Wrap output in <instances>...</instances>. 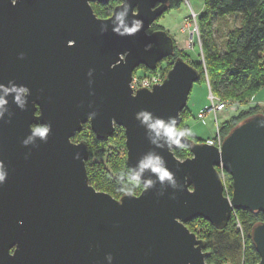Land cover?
I'll use <instances>...</instances> for the list:
<instances>
[{"label":"water","instance_id":"water-1","mask_svg":"<svg viewBox=\"0 0 264 264\" xmlns=\"http://www.w3.org/2000/svg\"><path fill=\"white\" fill-rule=\"evenodd\" d=\"M121 0H0V84L30 88L25 111L11 105L0 120V162L8 178L0 186V264H214L206 262L207 242L186 223L202 218L223 229L233 210L264 214V128L255 113L236 124L220 147L187 137L190 156L155 148L175 174L178 190L160 185L118 198L90 184L87 142L74 141L84 124L98 140L119 126L124 131L127 167L153 149L135 114L181 122L199 71L174 58L162 82L133 91L134 70H154L174 53L165 29L150 30L170 0H130L131 14L144 27L134 37L100 34L91 3ZM24 58L20 59L19 54ZM89 69L93 75L87 76ZM89 79L92 84L89 85ZM91 93V94H90ZM11 101V97H9ZM96 111L93 119L87 113ZM51 123L47 143L21 146L35 125ZM75 157V158H74ZM219 168L231 177L224 194ZM18 221H23L22 225ZM264 264V220L250 231Z\"/></svg>","mask_w":264,"mask_h":264},{"label":"trees","instance_id":"trees-1","mask_svg":"<svg viewBox=\"0 0 264 264\" xmlns=\"http://www.w3.org/2000/svg\"><path fill=\"white\" fill-rule=\"evenodd\" d=\"M117 3L118 1H109L105 4L93 2L91 5L97 16L107 17ZM171 6L172 0H170ZM205 9L198 18L204 65L199 59L189 63L199 71L198 80L205 81L209 91L215 97L222 100L230 99L239 104V111L227 118L222 126L220 125L222 136L225 137L232 127L243 119L255 113L264 114V106L260 108L258 105H252L243 110L240 109V106L247 104L252 95L264 85V56L262 55L264 52V0H205ZM231 13L240 14L241 19L238 25L227 30L220 49L213 41L212 23L218 16ZM155 29H163V27L159 26ZM178 55L188 61L185 51L177 50L176 47H174V53L168 58L174 60ZM161 63L162 61L157 64V67ZM140 66L148 72L155 71L149 70L144 65ZM170 66L171 63L165 67L164 75ZM184 112L185 110L181 112V117L184 116ZM38 126L41 125L34 127ZM85 128L89 129L91 139L79 140L87 142L89 158L86 161V170L90 184L97 190L108 192L118 198V195L125 192L118 177L128 168L124 131L116 126L111 137L107 140H98L89 124L86 123L81 132L75 134L74 141ZM193 139L197 142L201 141ZM94 146H99L96 153L93 151ZM174 154L184 159L191 155L190 148L174 149ZM94 162L99 164L95 170L91 167ZM224 183L228 193L231 194V177L225 172ZM137 190L141 191V189ZM236 213L242 225V233L235 228L233 216L223 229H216L202 218H194L186 223L199 238L206 240L207 263L220 264L221 260H224L229 264H254L259 260V255L251 241L250 231L255 223L264 220V214L248 210H236ZM198 221L201 223L199 227L196 226Z\"/></svg>","mask_w":264,"mask_h":264},{"label":"clouds","instance_id":"clouds-1","mask_svg":"<svg viewBox=\"0 0 264 264\" xmlns=\"http://www.w3.org/2000/svg\"><path fill=\"white\" fill-rule=\"evenodd\" d=\"M18 0H9L12 7L17 4ZM100 34L106 32L118 37H134L141 32L144 27L143 20L136 18L131 14L130 0H121L120 7L112 11L111 19L100 26ZM19 58L23 59L24 54L20 53ZM93 75V69H89L87 76ZM89 85L92 80L89 79ZM31 94L30 88L24 84H16L14 81L7 85L0 84V120L8 123L5 120V114L9 118L12 117L11 105H15L21 111L26 110L28 104V97ZM91 94V93H90ZM11 97V101H9ZM93 119L97 116L96 111L87 113ZM136 120L140 126L145 129V135L148 142L154 146L153 149L142 155L134 166H129L119 174V180L126 196H131L137 189H141L144 193L160 185L158 195H162L165 188H172L178 190L180 185L177 183L175 174L167 167V163L155 148L166 150L169 147L175 149H183L188 147L187 137L191 136V130L188 128H179L178 121L175 117H168L167 119L156 117L153 113L147 110H140L135 114ZM257 127L264 128V119L257 121ZM51 123L44 124L32 129L29 134L21 141V146L36 145V139L39 142L47 143L49 133L51 132ZM75 158V157H74ZM8 178V171L0 162V186H3ZM18 224L23 221H18ZM105 259L111 264L113 257L107 254Z\"/></svg>","mask_w":264,"mask_h":264},{"label":"rangeland","instance_id":"rangeland-1","mask_svg":"<svg viewBox=\"0 0 264 264\" xmlns=\"http://www.w3.org/2000/svg\"><path fill=\"white\" fill-rule=\"evenodd\" d=\"M205 10V0H172V6L154 21L151 29H155L159 26L163 27V29H165L171 36L174 37L176 49L183 50L188 55V62L199 59L204 65L198 18L202 13L205 12ZM240 19V14L231 13L224 16H218L214 20L212 23L213 41H215V44H217L220 49L222 46V40L224 39L227 30L234 27L235 25H238ZM262 55L264 56V52ZM172 62L173 59L166 57L162 60L160 67H164L165 70V67L170 63L172 64ZM134 73L137 75H142L148 73V71L144 67L138 66L134 70ZM233 102L237 103L236 101ZM200 105H202L201 109L211 105L207 83L203 80H198L193 83L186 106L183 109L185 110L183 113L184 116L182 117V121L178 127L190 129L192 138L204 141L207 138L213 136L215 131V123L212 115H207L204 118L197 117L196 113L199 110L198 108ZM252 105H258L260 108L264 106V85L252 95L247 104L241 105L240 109L243 110ZM224 119L226 120L224 114H222V116L220 115L218 118L219 125L222 126V123L225 121ZM81 138L91 139L89 129L85 128L83 133L78 135V137H75V141H78ZM94 147L95 148L93 151L95 153L98 152L97 149L99 146ZM102 147L103 146H101V148ZM95 156L93 157L95 158ZM90 157V159H92V156ZM98 166L99 164L95 162L93 165H91L93 170L97 169ZM138 192V190L135 191L136 194H138ZM119 196L120 195H118V197ZM200 225L201 223L198 221L196 226L199 227ZM220 264H229V262H224V260H221Z\"/></svg>","mask_w":264,"mask_h":264},{"label":"built area","instance_id":"built-area-1","mask_svg":"<svg viewBox=\"0 0 264 264\" xmlns=\"http://www.w3.org/2000/svg\"><path fill=\"white\" fill-rule=\"evenodd\" d=\"M194 15V13H193ZM198 32V31H197ZM154 72H148L142 75H137L133 72L132 79L130 82V87L133 91H136L139 88H152L154 84L162 82L164 79V67H157L154 69ZM209 96L211 100V105L206 108L199 109L196 113L198 118H204L207 115H212L215 123V131L212 137L207 138L204 142L210 145H214L220 147L224 137L222 136L220 125L218 118L220 115L224 114L225 118L234 115L239 111L238 103H234L232 100H222L220 98L215 97L210 91ZM228 115V116H227ZM228 117V118H229ZM225 120V119H224ZM220 169V174L222 176L224 182V171ZM224 194L226 196H230L228 193L225 183H224ZM234 218L235 228L242 233V225L237 216L236 210L232 211V215Z\"/></svg>","mask_w":264,"mask_h":264},{"label":"crops","instance_id":"crops-1","mask_svg":"<svg viewBox=\"0 0 264 264\" xmlns=\"http://www.w3.org/2000/svg\"><path fill=\"white\" fill-rule=\"evenodd\" d=\"M207 89L209 91V86L208 85H207ZM201 107H202V105H200L198 109H201Z\"/></svg>","mask_w":264,"mask_h":264},{"label":"flooded vegetation","instance_id":"flooded-vegetation-1","mask_svg":"<svg viewBox=\"0 0 264 264\" xmlns=\"http://www.w3.org/2000/svg\"><path fill=\"white\" fill-rule=\"evenodd\" d=\"M153 25V24H152ZM151 28H152V26H151ZM152 30H154V29H152ZM172 38H173V40H174V37L172 36ZM174 45H175V42H174Z\"/></svg>","mask_w":264,"mask_h":264}]
</instances>
